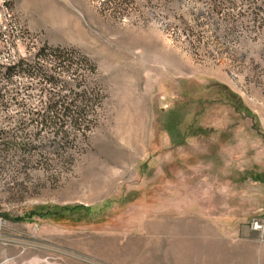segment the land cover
Listing matches in <instances>:
<instances>
[{
  "label": "rangeland",
  "instance_id": "374dc122",
  "mask_svg": "<svg viewBox=\"0 0 264 264\" xmlns=\"http://www.w3.org/2000/svg\"><path fill=\"white\" fill-rule=\"evenodd\" d=\"M43 46L101 102L62 148L0 78V264H264V0H0V64Z\"/></svg>",
  "mask_w": 264,
  "mask_h": 264
},
{
  "label": "trees",
  "instance_id": "16d2710c",
  "mask_svg": "<svg viewBox=\"0 0 264 264\" xmlns=\"http://www.w3.org/2000/svg\"><path fill=\"white\" fill-rule=\"evenodd\" d=\"M94 70V65L75 51L43 46L32 61L11 58L0 64V78L9 81L23 75L39 80V102L30 111L39 128L54 132V144L65 148L72 147L78 137L86 140L94 124L92 116L101 100L99 93L87 89L84 77Z\"/></svg>",
  "mask_w": 264,
  "mask_h": 264
},
{
  "label": "built area",
  "instance_id": "2783aa9c",
  "mask_svg": "<svg viewBox=\"0 0 264 264\" xmlns=\"http://www.w3.org/2000/svg\"><path fill=\"white\" fill-rule=\"evenodd\" d=\"M253 231L264 233V214L251 220Z\"/></svg>",
  "mask_w": 264,
  "mask_h": 264
}]
</instances>
